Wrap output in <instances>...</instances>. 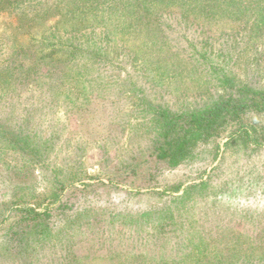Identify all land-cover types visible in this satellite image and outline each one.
<instances>
[{
  "label": "rangeland",
  "instance_id": "374dc122",
  "mask_svg": "<svg viewBox=\"0 0 264 264\" xmlns=\"http://www.w3.org/2000/svg\"><path fill=\"white\" fill-rule=\"evenodd\" d=\"M201 1L0 0V264H264V111L153 154L157 108L264 91V0Z\"/></svg>",
  "mask_w": 264,
  "mask_h": 264
},
{
  "label": "trees",
  "instance_id": "16d2710c",
  "mask_svg": "<svg viewBox=\"0 0 264 264\" xmlns=\"http://www.w3.org/2000/svg\"><path fill=\"white\" fill-rule=\"evenodd\" d=\"M212 1L219 0H202L201 2L204 6ZM70 48L79 49V45H72ZM229 87L231 90L235 89L232 84ZM252 110L264 111V91L247 87L239 88L236 93L231 91L224 98L215 99L203 108L188 112L174 113L165 108H157L153 112L158 123L153 154L158 161L165 163L168 167H176L188 158L191 148L196 143L214 137L227 120H239L242 115ZM238 127L242 131L243 127L240 125ZM251 130V134L248 131H242L247 140L246 143L264 149V127ZM1 138L4 141H27V137L15 135L12 130L3 126H0ZM23 210H25L23 212L27 225L6 236L7 243H14L18 236V244L14 243L17 245L12 247L15 252L26 251L30 247V240H27V236L42 233L36 230L38 227L36 221L43 215L47 216V212L36 213L27 207Z\"/></svg>",
  "mask_w": 264,
  "mask_h": 264
}]
</instances>
